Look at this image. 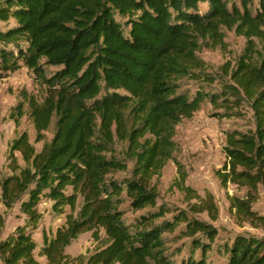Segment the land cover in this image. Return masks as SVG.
Returning a JSON list of instances; mask_svg holds the SVG:
<instances>
[{
    "label": "trees",
    "instance_id": "16d2710c",
    "mask_svg": "<svg viewBox=\"0 0 264 264\" xmlns=\"http://www.w3.org/2000/svg\"><path fill=\"white\" fill-rule=\"evenodd\" d=\"M0 24V81L25 67L42 91L10 115L17 127L26 116L41 146L26 132L9 144L0 203L18 205L26 223L3 237L0 215V264H264V216L253 210L264 190V0H0ZM225 32L245 46L228 75L206 74L197 54ZM204 102L218 118L251 112L253 128L225 134L219 177L243 194L229 197L239 225L262 236L215 243L209 223L157 203L150 177ZM129 162L130 176L116 178ZM42 200L64 222L38 245L28 228ZM83 232L95 247L70 258Z\"/></svg>",
    "mask_w": 264,
    "mask_h": 264
},
{
    "label": "rangeland",
    "instance_id": "374dc122",
    "mask_svg": "<svg viewBox=\"0 0 264 264\" xmlns=\"http://www.w3.org/2000/svg\"><path fill=\"white\" fill-rule=\"evenodd\" d=\"M244 46L245 40L242 37L233 32H225L221 43L204 44L197 56L202 60L206 74L228 75L226 71L235 64ZM226 80L228 81V78ZM181 84H189L186 87L191 91L195 89V83L192 81H182ZM207 89L219 91L220 85L215 82ZM41 93V89L25 67H21L0 81V181L9 175L8 148L10 142L19 134L26 132L30 143L37 150L40 149L41 143H35V131L31 121L24 116L17 127L10 115L13 113L12 109L23 100L24 95L31 94L40 98ZM215 113L213 107L204 102L189 118L181 120L175 130L176 151L173 153V158L163 162L161 168L151 175L149 184L158 194V205L163 204L179 211H185L190 218L207 222L215 228L218 233L215 243L230 239L239 233L262 236V232L258 229L247 224L239 225L230 208L229 197H241L243 194L231 184L223 186L219 177L224 173L222 171L224 164L222 148L225 134L232 130L244 131L253 128L251 112L247 107L243 108L240 118H218ZM44 135L46 140H49L51 130L45 132ZM116 146L117 151L120 152L121 146ZM132 166L133 164L129 162L126 172L118 173L116 178L129 177ZM37 209L41 214L40 223L36 229L28 228V231L32 239L41 245L43 236L51 237L56 228L63 224L64 216H55L51 210V203L46 200H42ZM253 210L264 216L263 189L258 191V199L253 204ZM0 215L5 220L3 237L12 233L17 226H23L26 223V217L20 212L18 205L8 210L0 203ZM136 215L127 214L126 217L133 218ZM182 228L183 226H180L170 237ZM187 241L181 239L171 244L170 248L180 247ZM94 247L90 232H83L66 248L65 253L70 258L86 257ZM36 259L40 263L45 262L43 257L36 256ZM221 263L222 260L218 259L216 264Z\"/></svg>",
    "mask_w": 264,
    "mask_h": 264
}]
</instances>
